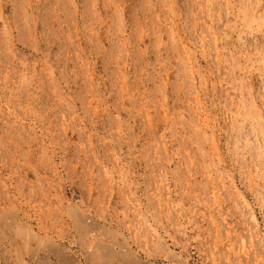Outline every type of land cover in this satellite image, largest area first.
Segmentation results:
<instances>
[{"label": "rangeland", "instance_id": "374dc122", "mask_svg": "<svg viewBox=\"0 0 264 264\" xmlns=\"http://www.w3.org/2000/svg\"><path fill=\"white\" fill-rule=\"evenodd\" d=\"M146 263L264 264V0H0V264Z\"/></svg>", "mask_w": 264, "mask_h": 264}, {"label": "bare ground", "instance_id": "6f19581e", "mask_svg": "<svg viewBox=\"0 0 264 264\" xmlns=\"http://www.w3.org/2000/svg\"><path fill=\"white\" fill-rule=\"evenodd\" d=\"M18 129H19V128H18ZM29 150H30V149H29ZM31 151H32V150H31ZM17 215H18V214H17ZM148 215H149V214H148ZM5 223H6V222H5ZM13 223H14V222H13ZM81 224H82V223H81ZM84 225H85V224H84ZM89 225H90V224H89ZM8 226H9V225H8ZM147 226H148V225H147ZM9 227H10V226H9ZM96 228H97V227H96ZM82 229H83V228H82ZM17 231H18V230H17ZM17 231H16V232H17ZM137 233H138V232H137ZM27 237H28V236H27ZM90 238H91V237H90ZM86 239H87V238H86ZM22 241H23V240H22ZM135 242H136V241H135ZM109 244H110V243H109ZM115 244H117V243H115ZM26 245H27V244H26ZM26 245H25V246H26ZM112 245H114V244L112 243ZM146 245H147V244H146ZM54 246H55V245H54ZM90 246H91V245H90ZM104 247H106V246H104ZM114 247H115V246H114ZM120 248H121V247H120ZM101 249H102V248H101ZM104 249H105V248H104ZM112 249H114V248H112ZM117 249H118V248H117ZM94 250H95V248H94ZM94 250H93V251H94ZM102 250H103V249H102ZM105 250H106V249H105ZM96 252H99V250L95 251V253L93 252L94 255L96 254ZM110 252H111V251H110ZM167 252H168V251H167ZM167 252H166V253H167ZM93 253H92V254H93ZM152 254H153V253H152ZM100 256H101V255H100ZM102 256H103V255H102ZM116 262H117V261H116ZM128 262H129V261H128ZM146 264H147V263H146Z\"/></svg>", "mask_w": 264, "mask_h": 264}]
</instances>
